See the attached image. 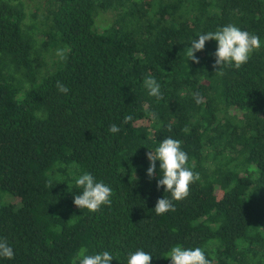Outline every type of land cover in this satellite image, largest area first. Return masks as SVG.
Listing matches in <instances>:
<instances>
[{"label":"trees","instance_id":"trees-1","mask_svg":"<svg viewBox=\"0 0 264 264\" xmlns=\"http://www.w3.org/2000/svg\"><path fill=\"white\" fill-rule=\"evenodd\" d=\"M38 1L30 13L0 0V238L15 253L0 264H78L81 248L170 264L176 245L211 264H264V0ZM229 24L261 40L248 63L216 75L214 40L189 60L192 39ZM168 137L200 180L157 216L171 195L157 188L159 161L148 177L147 153ZM85 172L112 188L111 206L73 204Z\"/></svg>","mask_w":264,"mask_h":264},{"label":"clouds","instance_id":"clouds-1","mask_svg":"<svg viewBox=\"0 0 264 264\" xmlns=\"http://www.w3.org/2000/svg\"><path fill=\"white\" fill-rule=\"evenodd\" d=\"M217 42L214 52L215 62L213 68L216 75H224V69L239 70L248 63L253 53L258 52L262 45L259 36L248 31L241 30L239 27L229 24L219 28L214 32H207L198 35V39L190 41L191 47L187 48V56L193 63H199V59L194 55L196 52L203 51L207 41ZM56 56L60 60L66 61L67 50L57 49ZM143 86L148 91V95L155 97L158 101L163 99L160 84L154 77H147L143 81ZM58 92L67 94L69 89L61 82H56ZM196 102L200 103L199 94H195ZM153 121L157 114H150ZM132 117L125 116L123 123H128ZM108 131L116 134L120 128L116 124L109 126ZM182 142L171 137L164 138L159 143L155 151L147 153L149 167L147 175L152 178L156 161H159L160 178L157 180V188L161 186L164 192H168L171 198L164 196L158 199L153 208L157 216L175 211L173 201L179 202L188 197L190 187L193 183L200 180V174L192 170L188 165V154L182 150ZM77 188L82 191L74 196L73 204L80 210L86 209L89 212H98L102 206H111L112 188L104 182H98L96 178L85 172L75 180ZM87 249L81 248L77 253L78 264H110L114 256L109 251H103L94 255H87ZM14 250L6 239L0 238V257L11 260L14 258ZM170 264H211L204 251L200 247L184 248L180 245L173 246L167 253ZM152 255L143 250H136L129 254L127 264H151Z\"/></svg>","mask_w":264,"mask_h":264},{"label":"rangeland","instance_id":"rangeland-1","mask_svg":"<svg viewBox=\"0 0 264 264\" xmlns=\"http://www.w3.org/2000/svg\"><path fill=\"white\" fill-rule=\"evenodd\" d=\"M35 4L36 5L37 4H40V6H42L41 9L43 8V5H44L41 2L39 3L38 0H27L26 11H28L30 13H35V11L38 9V7ZM107 19H108L107 16H100V17H98V19H97L98 28H100V29L105 28L106 27V24H104L103 21H106ZM5 200H9V199H6L5 198Z\"/></svg>","mask_w":264,"mask_h":264}]
</instances>
